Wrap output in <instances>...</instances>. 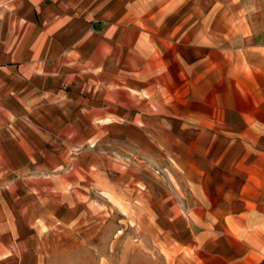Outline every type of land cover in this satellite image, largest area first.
<instances>
[{
	"label": "rangeland",
	"instance_id": "rangeland-1",
	"mask_svg": "<svg viewBox=\"0 0 264 264\" xmlns=\"http://www.w3.org/2000/svg\"><path fill=\"white\" fill-rule=\"evenodd\" d=\"M133 2L136 44L82 66L83 111L67 98L46 114L0 108V264H220L207 249L227 215L264 212V125L244 124L257 113L245 112L240 59L223 41L195 60L188 45L250 18L211 17V0ZM22 131L54 159L23 162ZM226 172L248 189L215 192Z\"/></svg>",
	"mask_w": 264,
	"mask_h": 264
},
{
	"label": "crops",
	"instance_id": "crops-1",
	"mask_svg": "<svg viewBox=\"0 0 264 264\" xmlns=\"http://www.w3.org/2000/svg\"><path fill=\"white\" fill-rule=\"evenodd\" d=\"M133 1L0 0V108L10 113L46 114L58 99L67 98L72 111H83V104L89 103L85 94L88 96L90 88L82 66L105 64L108 48L113 50L115 60V50L122 43L129 48L136 44L140 30ZM211 1L214 4L208 12L211 17L245 16L250 21L231 27L209 26V35L202 45L193 36L188 43L193 49V59H200L201 49L211 48L212 42L227 44L225 58L236 53L240 59L237 68L244 80L240 88L250 102L245 112L257 113L244 124L249 128L264 125V20H251L255 16L264 17L261 0ZM93 81L91 93L97 91L98 76ZM16 141L21 145L16 153L23 162L42 157L53 160L56 155L50 149L42 151L40 143L24 131ZM26 145L32 148H25ZM0 151L5 155L1 143ZM232 175L238 178L233 184L226 183L227 179H233ZM223 177L214 185L215 192L229 186L239 191L248 189L249 181L241 173L226 172ZM237 182L239 187H234ZM250 210L253 209L227 215L223 243L216 244L212 251L215 244L209 243L210 259L220 264H264V212L254 217Z\"/></svg>",
	"mask_w": 264,
	"mask_h": 264
}]
</instances>
